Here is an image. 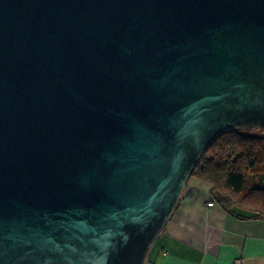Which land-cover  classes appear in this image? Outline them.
<instances>
[{
  "label": "water",
  "instance_id": "1",
  "mask_svg": "<svg viewBox=\"0 0 264 264\" xmlns=\"http://www.w3.org/2000/svg\"><path fill=\"white\" fill-rule=\"evenodd\" d=\"M263 126L264 0H0V264H148L208 148Z\"/></svg>",
  "mask_w": 264,
  "mask_h": 264
},
{
  "label": "crops",
  "instance_id": "2",
  "mask_svg": "<svg viewBox=\"0 0 264 264\" xmlns=\"http://www.w3.org/2000/svg\"><path fill=\"white\" fill-rule=\"evenodd\" d=\"M192 176L172 217L148 256V264H264V217H240ZM214 202V205H209Z\"/></svg>",
  "mask_w": 264,
  "mask_h": 264
},
{
  "label": "trees",
  "instance_id": "3",
  "mask_svg": "<svg viewBox=\"0 0 264 264\" xmlns=\"http://www.w3.org/2000/svg\"><path fill=\"white\" fill-rule=\"evenodd\" d=\"M192 176L210 181L215 197L230 212L238 215L232 211L238 205L263 218L264 126L221 135L200 158Z\"/></svg>",
  "mask_w": 264,
  "mask_h": 264
},
{
  "label": "built area",
  "instance_id": "4",
  "mask_svg": "<svg viewBox=\"0 0 264 264\" xmlns=\"http://www.w3.org/2000/svg\"><path fill=\"white\" fill-rule=\"evenodd\" d=\"M209 205H211V206L214 205V202H209Z\"/></svg>",
  "mask_w": 264,
  "mask_h": 264
}]
</instances>
